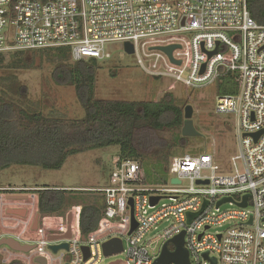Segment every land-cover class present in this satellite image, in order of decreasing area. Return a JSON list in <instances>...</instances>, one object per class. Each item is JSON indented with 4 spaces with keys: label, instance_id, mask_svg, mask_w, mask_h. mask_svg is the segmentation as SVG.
Wrapping results in <instances>:
<instances>
[{
    "label": "built area",
    "instance_id": "obj_1",
    "mask_svg": "<svg viewBox=\"0 0 264 264\" xmlns=\"http://www.w3.org/2000/svg\"><path fill=\"white\" fill-rule=\"evenodd\" d=\"M249 1L0 0V52L66 46L75 60H104L112 57L108 44L125 51L128 42L146 74L186 87L233 74L237 93L219 95L216 111L235 118L239 146L223 167L208 151L175 155L169 184L150 183L139 160L115 156L109 184L97 190L102 216L86 237L81 204L45 215L42 187L0 185V264H101L112 255L120 257L106 264H162L165 244L174 251L182 232L190 264H264V24ZM166 46H175L171 56L158 48ZM189 213L198 214L189 221ZM112 238L123 250L107 255L103 244Z\"/></svg>",
    "mask_w": 264,
    "mask_h": 264
},
{
    "label": "trees",
    "instance_id": "obj_2",
    "mask_svg": "<svg viewBox=\"0 0 264 264\" xmlns=\"http://www.w3.org/2000/svg\"><path fill=\"white\" fill-rule=\"evenodd\" d=\"M249 9L252 16L264 24V0H250ZM32 51L48 55L46 59L51 64L50 73L56 84L75 87L85 114L80 118L67 119L31 109L25 101L26 87L20 83L17 75L9 73L0 77V171L14 164L60 168L69 155L109 146H119L120 151L116 155L119 158L137 159L143 165L141 159L146 153L138 146L136 138L140 129H180L179 136L155 152V167L163 174L161 178L167 180L165 177L169 172L172 148L179 146L183 150L189 138L182 133L184 106L174 93L168 91L157 101L97 99L95 86L98 59L75 60L71 48L66 46L0 52V68H32L33 61L23 57ZM217 82L221 92L219 95L237 93L233 74ZM42 187L39 190L42 214L65 215L76 204L73 200L75 196L71 195L74 193L72 190ZM101 196L81 204L84 237L96 228L102 216V193ZM13 264L22 263L17 261Z\"/></svg>",
    "mask_w": 264,
    "mask_h": 264
},
{
    "label": "rangeland",
    "instance_id": "obj_3",
    "mask_svg": "<svg viewBox=\"0 0 264 264\" xmlns=\"http://www.w3.org/2000/svg\"><path fill=\"white\" fill-rule=\"evenodd\" d=\"M112 57L98 60L95 98L115 100H159L166 92L174 93L176 99L184 107H194L193 120L198 136L187 139L183 148H172V156L183 153H199L208 151L215 156L221 167L229 164L231 157L239 152L237 137L234 132L235 118L230 114L216 111L219 91L218 82L204 87H186L168 77H155L146 74L137 62L134 54L126 53L119 43L108 44ZM16 51V50H13ZM9 52V51H6ZM47 54L38 51L23 55L33 61L30 69L0 68V77L16 74L20 83L26 87V105L38 109L46 115L76 119L83 117V108L77 91L73 85H58L51 77ZM11 60V59H10ZM115 71V72H114ZM113 72L115 74H113ZM180 129L157 130L150 127L137 132V144L145 151L141 161L145 168L147 180L153 184L170 183L161 178L163 174L155 167L160 146L168 145ZM163 148V146H162ZM119 146L93 148L88 151L69 155L60 168L49 169L35 165L14 164L0 171V185L42 187L49 186L72 190L76 204L101 198L97 191L109 184L113 168V159L119 154ZM183 152V153H180ZM220 172V171H219ZM164 180V181H163ZM42 187L41 189H43ZM228 207V204H224ZM119 255L105 257L101 264L119 258Z\"/></svg>",
    "mask_w": 264,
    "mask_h": 264
},
{
    "label": "water",
    "instance_id": "obj_4",
    "mask_svg": "<svg viewBox=\"0 0 264 264\" xmlns=\"http://www.w3.org/2000/svg\"><path fill=\"white\" fill-rule=\"evenodd\" d=\"M158 48L167 52L171 56L172 50L175 48V46H166V47H158ZM125 52L128 54H133L134 53V46L131 43L126 42L125 43ZM193 114H194V107L191 104H187L184 107V123H183V127H182V133L184 136L191 137V136L200 135V132L195 127L194 120H193ZM260 133L261 132L255 134V138H258ZM172 181L173 182H180V180L176 179V178H174ZM159 198H160L159 196L152 197V203L153 204L156 203L159 200ZM224 200L225 199L219 201V204L221 202H223ZM131 203H132V200H131ZM206 204L207 203H205L204 206ZM243 204H246V201ZM12 212L22 214V215L25 213V211H12ZM197 214L198 213H194V214L189 213V221ZM70 217H71V215L68 214L69 219H70ZM133 221L134 222H133L132 230L136 226V221L134 220V218H133ZM37 226H38V220H36L34 227L36 228ZM184 234L185 233L182 232L180 235H178L174 238V242L176 244V248L174 251H170L168 249L167 244H165L163 251H162V254L158 258V262H160L162 264H169L170 262H174L175 264H190L189 252L184 247ZM65 236H70V232H68ZM51 238H58V237L53 235V236H51ZM2 242H6L16 249L28 250L30 248L28 246L20 245L13 238L4 239ZM67 246H68L67 243H62L60 245H53V248H54V250H57L60 247H67ZM103 247H104V251L107 255L121 252L123 250L122 240H121V238H112V239L106 241L103 244ZM83 248L86 251V256H88L89 255L88 247L84 246ZM205 255L207 256L208 253H206ZM39 260L43 264H46V260L44 258H40ZM213 261L215 264L216 260L213 259ZM113 264H117V262H114Z\"/></svg>",
    "mask_w": 264,
    "mask_h": 264
}]
</instances>
